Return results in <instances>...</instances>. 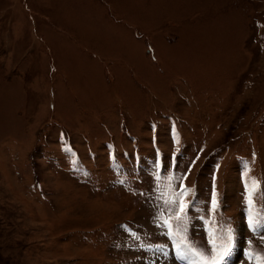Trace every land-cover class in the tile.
I'll return each mask as SVG.
<instances>
[{
  "label": "rangeland",
  "instance_id": "obj_1",
  "mask_svg": "<svg viewBox=\"0 0 264 264\" xmlns=\"http://www.w3.org/2000/svg\"><path fill=\"white\" fill-rule=\"evenodd\" d=\"M162 184L264 257V0H0V264L136 263Z\"/></svg>",
  "mask_w": 264,
  "mask_h": 264
},
{
  "label": "snow or ice",
  "instance_id": "obj_2",
  "mask_svg": "<svg viewBox=\"0 0 264 264\" xmlns=\"http://www.w3.org/2000/svg\"><path fill=\"white\" fill-rule=\"evenodd\" d=\"M188 191H190V190L187 188H184L181 192H179L176 195L183 197L184 195H186V193ZM174 202H176V201L175 200L170 201L167 199L164 201V203H166V204L174 203ZM248 204H249V206L252 205L251 193H249ZM179 205H180L179 212L176 216V219H180L181 214L184 212L185 207H188L187 205H185L183 203V200L179 201ZM212 206H213V208H215V193H213ZM164 223L167 224V226L170 229L169 235H173V236H177V237L180 236L179 232H172L171 231L172 225H171V223H169L168 219H164ZM226 238H227L228 243L222 242L219 245H217L215 238L210 239L209 243L211 244L212 250L215 253V255L212 256L211 258L204 255L202 252L197 251L195 248H192L190 245L187 244V242L183 238H180L179 243H177L176 247L180 250V254H181L182 258L191 260L192 264H220V262L225 259L226 255L229 253V250H230L229 246H230V243L232 240L230 229L227 233ZM181 245H185V246L181 247ZM255 258L257 260V264H264V257L256 255Z\"/></svg>",
  "mask_w": 264,
  "mask_h": 264
}]
</instances>
